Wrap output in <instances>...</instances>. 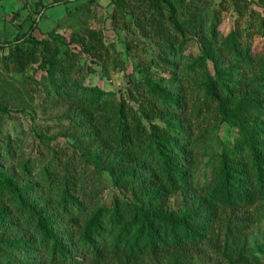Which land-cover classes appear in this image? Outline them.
I'll use <instances>...</instances> for the list:
<instances>
[{"label":"trees","instance_id":"16d2710c","mask_svg":"<svg viewBox=\"0 0 264 264\" xmlns=\"http://www.w3.org/2000/svg\"><path fill=\"white\" fill-rule=\"evenodd\" d=\"M80 1L39 2L28 28L12 39H0V49H8L3 61L16 72L33 64L45 71L48 99L68 103L78 116L75 123L90 128L83 137L101 147L103 168L120 195L98 205L81 223L74 209L91 207L99 192L93 175L69 159L64 175L57 176L62 193L57 221L35 208L28 219L45 247L31 253V263V243L25 238L10 241L8 249L0 250V264H85L87 259L92 264H147V258L190 264L192 252L213 240L211 231L219 229L224 244L217 239L210 245L223 264H264L244 246L228 248L232 235L243 236L242 224L250 219H244L245 214L264 201V52L254 53L237 25L222 41L215 39L213 71L206 50L196 57L185 55L193 37L208 35L210 7L217 2V18L228 0H110L111 24L151 37L180 81L173 90L171 81L132 74L128 97L120 98L84 84L88 73L95 72L87 59L107 72L111 49L103 29L84 26L69 41L52 32L44 38L35 35L40 16L49 8ZM231 1L239 19L254 2L264 9V0ZM257 15L258 34L264 37V17ZM127 48H132V40ZM10 113L0 105V114ZM222 124L235 128L238 136L220 153H211L210 175L201 183L194 181L198 146L209 142L212 126ZM41 139L49 152H65L55 140ZM53 153L50 162L61 161ZM46 172L55 174L49 167ZM0 187L23 202L26 188L1 163ZM58 228H67L72 238L81 237L82 259L65 244ZM258 250L264 254V246Z\"/></svg>","mask_w":264,"mask_h":264},{"label":"rangeland","instance_id":"374dc122","mask_svg":"<svg viewBox=\"0 0 264 264\" xmlns=\"http://www.w3.org/2000/svg\"><path fill=\"white\" fill-rule=\"evenodd\" d=\"M52 0H2L0 8V39H12L23 29H27L31 20L37 16L39 2L48 3ZM69 3L49 8L44 16L39 18V29L35 32L38 38L47 37L50 32L69 41L72 33L84 26L103 29L105 41L111 49V56L107 59V72L102 70L100 63L88 64L95 67V72L88 73L85 86L102 89L120 98L128 97L130 75L142 77L149 74L156 80L172 82L173 90L179 88L176 73L165 59L159 54L156 42L149 36L131 30H123L111 24L110 14L112 4L110 0H97L92 4L80 5ZM217 2L210 7L208 13L210 27L208 35L193 37V41L186 47L185 55L198 56L203 50L210 57L208 65L213 71V58H215L214 41L222 39L237 25L240 26L243 39L249 44L254 53L264 52V37L258 34L260 18L264 17V9L254 2L242 18L234 9L231 0H228L227 9H223L217 18H214V9ZM21 25V26H20ZM215 29L214 35L211 33ZM132 40V48H127V42ZM72 48L75 45H71ZM78 49V47L76 48ZM8 49H0V105L11 109L10 114H0V163L8 175L15 178L26 188L23 202L17 200L7 189L0 187V250L8 249L10 241L27 239L31 243V263L35 256L31 253L45 247L42 238L34 230V225L28 224L32 209L44 211L49 221H57V214L61 210L60 185L58 174L64 175L65 164L73 159L74 165L85 168V171L95 178V190L99 196L91 207L78 210V217L84 223L87 217L94 212L98 205L109 202L115 194L120 195L114 187L111 176L103 168L105 159L100 157L101 147L89 136L90 128H80L79 122L75 123L77 115L73 113L68 103L55 102L48 99L46 94L47 82L44 80L45 71L38 64L31 65L25 72L19 73L6 66L3 56L8 55ZM209 142L198 146L199 157L193 179L200 181L205 175H210V159L213 153H220L224 146L232 145L238 136L237 130L228 124L212 126ZM41 137L55 140L64 147L65 152L53 150L61 157L50 162L54 153L48 151L45 140ZM212 153V154H211ZM98 163V164H97ZM51 164V166H48ZM48 167L55 174H48ZM194 184V183H193ZM178 200L177 198H175ZM79 211V212H78ZM250 217L242 225L243 232L232 235L228 240V248L244 246L247 250L260 255L264 254L258 247L264 246V201H260L245 218ZM62 225V224H59ZM60 236L73 253H78L82 259V239L72 238L66 228H58ZM213 240L209 239L195 252H192L190 264H223L217 256V251L210 242L217 240L224 244V232L212 233ZM2 235V236H1ZM82 242V243H81ZM76 248L77 250H73ZM23 261V260H22ZM85 264H92L88 259ZM23 264L20 262L18 264ZM147 264H172L171 259L165 258L160 263L146 259ZM52 264V263H47ZM126 264V263H119Z\"/></svg>","mask_w":264,"mask_h":264},{"label":"built area","instance_id":"2783aa9c","mask_svg":"<svg viewBox=\"0 0 264 264\" xmlns=\"http://www.w3.org/2000/svg\"><path fill=\"white\" fill-rule=\"evenodd\" d=\"M1 2H2V0H0V8H1Z\"/></svg>","mask_w":264,"mask_h":264}]
</instances>
